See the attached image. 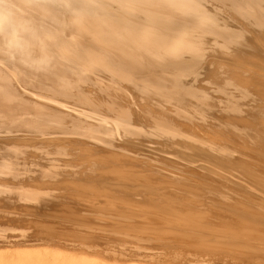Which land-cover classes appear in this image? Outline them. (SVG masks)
Returning a JSON list of instances; mask_svg holds the SVG:
<instances>
[{"label": "bare ground", "instance_id": "1", "mask_svg": "<svg viewBox=\"0 0 264 264\" xmlns=\"http://www.w3.org/2000/svg\"><path fill=\"white\" fill-rule=\"evenodd\" d=\"M0 215V264H256L264 0H0Z\"/></svg>", "mask_w": 264, "mask_h": 264}, {"label": "rangeland", "instance_id": "2", "mask_svg": "<svg viewBox=\"0 0 264 264\" xmlns=\"http://www.w3.org/2000/svg\"><path fill=\"white\" fill-rule=\"evenodd\" d=\"M147 144H149V143H147ZM153 148H155V147H153ZM156 149H157V148H156ZM138 150H143V151H138V152H136V153H138V154L141 152L139 155H141V154H142V155H144V154H145V155H151V154H150L151 150H145V149H139V148H138ZM157 150H158V149H157ZM149 151H150V152H149ZM160 151H161V150H160ZM162 151H163V150H162ZM147 152H148L149 154H148ZM158 153H159V154H158ZM160 153H161V154H160ZM163 154H164V157L167 158V160H168V158H170V157L172 158V156H171L170 154H168V153H162V152H159V151H158L157 154H155V155H160L159 157H161ZM139 155H138V156H139ZM165 158H162V157H161V160H162V159L164 160ZM261 158H263V157H261ZM140 159H143V156L140 157ZM165 160H166V159H165ZM251 161H252V160H251ZM251 161H250V162H251ZM252 162H253V161H252ZM157 165H158V163H157ZM164 183L167 184V183H169V181H165V182H163V184H164ZM171 183H172V182H171ZM171 183H170V184H171ZM166 184H164L165 187H167L168 190L171 189V188H169L170 185H169V184L166 185ZM172 184L175 185L176 183H172ZM164 185H163V186H164ZM178 185H179V186H176V185H175V186H176V187H180V188H184V186H185V185H182V184H181L182 187H181L180 184H178ZM168 186H169V187H168ZM172 186H173V185H172ZM165 187H164V188H165ZM164 188H163V189H164ZM200 188H201V186L198 187L199 190H200ZM184 189H185V188H184ZM202 189H205V188H202ZM202 189H201L200 191L204 192V190H202ZM235 205H236V204H235ZM238 205H241V206L243 207V208H242L241 206H240V208H239V206H236V207H235V208L240 209V210H241V208L244 209V206H245V207H248V206H246V205L243 206L242 204H238ZM220 207H221V206H220ZM220 207H217V208L215 207V208H213V209L216 210V211H218V212H220V213L224 212V213H222V215L224 214V216H226V219H229V218H232V219L234 218V219H237V220L239 219V218H237V217H236V218L234 217V216H237V215H234V216L232 215L233 212H232V213H231V212L229 213V208H228V207H226L228 210H227L226 208H224V210L226 209V212L228 211L227 213H229V214H231V215L227 214V213H226L225 211H223V209L220 208ZM220 209H221V211H220ZM237 209H235V210H237ZM230 210H231V209H230ZM257 210H259V209L257 208ZM233 211H234V210H233ZM0 216H1V215H0ZM28 216H29V217H28ZM28 216H27V219H30V218H32V219L37 218V219H38V216H36V217L34 216V218H33V215H32V216H31V215H28ZM30 216H31V217H30ZM102 216L104 217L105 215H102ZM102 216H100V218H102ZM231 216H233V217H231ZM46 217H47V216H46ZM96 217H97V216H96ZM228 217H229V218H228ZM94 218H95V217H94ZM97 218H99V217H97ZM106 218H107V216L104 217L103 220H106ZM43 219H44V218H43ZM50 219L52 220L53 218H52V217H51V218L49 217L48 220H50ZM105 222H107V221H105ZM58 223H59V224H58ZM62 223H64V222H62V221H60V222L57 221V223H56L57 226L60 227V224H61L62 226L60 227L61 230H60V228H58V227H54L55 230H56V228L58 229V230H56V232L60 231L61 234H62V232H63L65 235H66V234L69 235V232L74 233V231H73L74 228H72V229H71L70 227H69L70 229H69L68 227L66 228V226L63 225ZM105 224H106V223H104V224L102 225L103 227H102V226H101V227L99 226L100 228H99V227H96L97 229H95V231L98 230L97 232L100 233V230H101V232H102L103 230H104L103 232H105V230H108L107 228H108L109 225L106 224V225H108V226L106 227ZM155 224L157 225V227H158L159 225H161V224H157V223H155ZM155 224H152V225H155ZM66 225H67V223H66ZM156 225H155V226H156ZM64 226H65V228H64L65 231H67V229H69V230H71V231L68 230V233L65 232V231L63 230V227H64ZM114 227H115V226H110L109 228H111V229H109V231H106L105 233L102 232V234H105V235H102V236H101V235H100L101 233L98 234V233L94 232L95 235H94V233H92L93 235H92V234H91V235L88 234V235H90V237H89V236H85V237H87V239H88V237H89L88 240H86V239L80 237V239H81L82 241H80V240L77 239V242H84V243L96 244V245L99 243L98 246L100 245V247H101V246H104L105 241H106V244H109V243L111 242L110 240L117 238V239H115V240L117 241L118 245L121 244V243H123V246H124V247H126V248L128 247L127 249H131V248H133V245L137 243V242H136V243L134 242V240H133L134 238L131 239V238H125V237H123V238H122V237H117V236H118L117 233H115V232H111V231H110V230H112V228H114ZM159 228H161V227H159ZM159 228H156V229L159 231V230H160ZM114 229L116 230V228H114ZM117 229H118V228H117ZM53 230H54V229H53ZM74 230H75V229H74ZM115 230H112V231H115ZM175 230H176V229H175ZM175 230H172V231L169 232L168 234H169V235H174V236H176V237H177V236H178V237L183 236V233H181V232H183V231L180 232L179 230H176V231H178V233L180 234V235H179L177 232H176V234L173 232V231H175ZM77 231H78V230H76L75 233H76ZM79 231L82 232L81 230H79ZM60 232H59V233H60ZM110 232H111V234H113V235H111ZM155 232H157V231H155ZM160 232H161V231H160ZM75 233H74V234H75ZM106 233H109L110 235L108 234L107 236H110V237H107V236H106ZM157 233H158V232H157ZM161 233H162V232H161ZM158 234H159V233H158ZM181 234H182V235H181ZM68 235H67V236H68ZM70 235H71V234H70ZM86 235H87V234H86ZM115 235H117V236L115 237ZM37 236H38V235H37ZM91 236H93V237L91 238ZM96 236H97V237H96ZM98 236H101V237L98 238ZM111 236H112V237H111ZM119 236H120V235H119ZM102 237H104V240H105V238H106L107 240L104 241ZM113 237H114V238H113ZM93 238H95V239H93ZM100 238H101V239H100ZM111 238H112V239H111ZM118 238H119V239H120V238L122 239V240H120V243H119V241H118V240H119ZM74 239H75V241H76V238H74ZM90 239H93V240H90ZM109 239H110V240H109ZM123 239H124V240H123ZM125 239H126V240H125ZM129 239H130V240H129ZM84 240H85V241H84ZM94 240H98V241L95 242ZM99 240H100V242L103 240V241H102V244H103V242H104V244L102 245V244L99 242ZM127 240H128V241L133 240V241H131V243L129 242V243H130V244H129L128 242H126ZM87 241H88V242H87ZM93 241H94V242H93ZM107 241H109V243H108ZM112 241H113V243H116L114 240H112ZM123 241H124V242H123ZM135 241H136V240H135ZM91 242H92V243H91ZM111 243H112V242H111ZM124 243H127V245L124 244ZM159 243H160V246H159ZM159 243H156V244H158V245H155V243L151 244V246H153L152 248H154V247H156V246H157V247L159 246L160 248H163L164 250H167V249L169 248L168 245L171 246V243L173 244V245H172L173 248H177V245H178V246H181V248H183V247L186 245V243L180 244V243L171 242L170 244H166V245H167L166 247L164 246L165 244H164V245L162 244L163 247H161V243H163V242L160 241ZM106 244H105V245H106ZM149 244H150V243H149ZM149 244H148V246H149ZM175 244H177V245H175ZM116 245H117V244H116ZM125 245H126V246H125ZM142 245H143V243H142ZM144 245H146V247H147V243H145ZM144 245H143V247H145ZM182 245H183V246H182ZM209 245L211 246V244H209ZM129 246H130V248H129ZM151 246H149V247H151ZM164 247L167 248V249H165ZM189 247H190V243H189V245H187V247H184V248H188V249H189ZM147 248H148V247H147ZM170 248H171V247H170ZM193 248H194L193 246L190 247V249H193ZM178 249H179V248H178ZM233 249H234V248H233ZM145 250H146V249H145ZM243 250H245V249H243ZM243 250H241V248H240V250H238V249L235 248V251H239V253H237V254H238V255L240 254L239 256H243V257H244V258L242 257V259H243L242 261H243V262H244V261H247V259H248V261L252 259V260H255V263L257 262L256 264H262V263L264 264V262H261V259H260L261 254H253V253H252V254H253V255H252V254H250V253H247V251H243ZM189 251H190V250H189ZM186 252H187V251H186ZM190 252H191V253L194 252V249L191 250ZM240 252H241V253H240ZM242 252H243V253H242ZM245 252H246L247 254H246ZM242 254H243V255H242ZM249 254H250V255H249ZM248 255H249V256H248ZM259 255H260V257H258ZM245 256H246V257H245ZM250 256H251V257H250ZM247 257H249V258H247ZM253 257H254V258H253ZM256 257H258V258L260 259V261H258V260H259L258 258H257V260H256ZM262 257H263V258H262ZM262 257H261V258H262V261H264V255H262ZM250 258H251V259H250ZM244 259H245V260H244ZM252 260H251V262H253Z\"/></svg>", "mask_w": 264, "mask_h": 264}]
</instances>
